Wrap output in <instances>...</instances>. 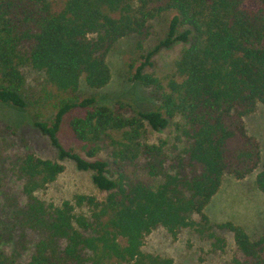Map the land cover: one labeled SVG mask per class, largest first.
<instances>
[{
	"label": "trees",
	"instance_id": "obj_1",
	"mask_svg": "<svg viewBox=\"0 0 264 264\" xmlns=\"http://www.w3.org/2000/svg\"><path fill=\"white\" fill-rule=\"evenodd\" d=\"M165 12L174 13L166 38L145 54L152 22ZM130 36L138 37V56L127 78L153 88L159 104L125 117L81 95L80 81L105 87L108 54ZM176 42L185 46L164 81L149 72L152 59ZM27 70L43 74L40 94L30 92ZM259 101L264 0H63L60 9L54 0H0V103L39 110L44 119L34 125L56 150L51 158L29 152L0 163V264H178L144 253L145 236L159 226L176 234L196 214L209 223L204 210L225 174L243 179L261 166L256 185L264 193L260 143L244 122ZM173 125L175 155L166 140L146 142L149 130ZM62 132L84 154L65 146ZM14 134L0 119V140ZM66 159L91 171L103 195L77 197L88 213L37 195ZM218 226L234 234L241 257L233 264H264V235L253 240L232 222Z\"/></svg>",
	"mask_w": 264,
	"mask_h": 264
},
{
	"label": "rangeland",
	"instance_id": "obj_2",
	"mask_svg": "<svg viewBox=\"0 0 264 264\" xmlns=\"http://www.w3.org/2000/svg\"><path fill=\"white\" fill-rule=\"evenodd\" d=\"M54 2L56 9L62 8L63 0ZM173 14L165 12L153 20V33L144 40L145 54L166 38ZM137 43V36L117 41L107 57L112 73L111 81L105 87L94 90L87 87L85 76H82L81 95L93 94L99 104L109 106L125 117H132L137 111L150 110L157 106L158 94L153 88L129 81L127 78L129 61L133 56H138ZM184 46L183 43L176 42L158 51L152 59L153 66L149 72L165 81L175 72L176 62ZM26 75L32 95L40 94L42 86L46 84L43 74L27 70ZM39 113L40 111L36 109L21 110L0 103V119L11 126L13 133L15 132L8 141L0 140V163L7 158L29 152L44 158L56 155V150L51 146L49 139L34 125V120L43 118ZM179 120L180 118H176L174 122ZM244 122L248 133L260 143L261 156L264 160V102H257L254 110L245 116ZM175 135L174 125L164 131L149 130L146 142L158 145L162 140H166L169 155H175L172 150ZM60 139L65 146L84 154L67 132H62ZM63 164L64 171L45 189L37 191L38 197L56 206L70 201L75 205L77 213H88L90 210L87 204L78 205L77 197L103 198L93 183L92 172L79 170L74 161L69 159ZM260 169L261 166L243 179L225 174L219 191L204 210L209 223H206L201 215L196 214L193 217L194 223L176 234L159 226L145 236L142 251L146 254L172 258L178 264H233L236 258L241 257L234 234L218 225L232 222L244 228L253 240L264 235V193L256 185V176ZM3 248L4 244H0V249ZM28 251L31 253L32 249Z\"/></svg>",
	"mask_w": 264,
	"mask_h": 264
}]
</instances>
